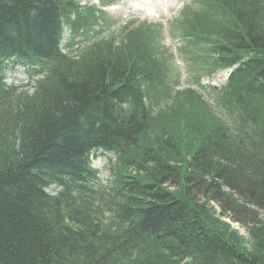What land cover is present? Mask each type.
<instances>
[{
	"label": "trees",
	"instance_id": "obj_1",
	"mask_svg": "<svg viewBox=\"0 0 264 264\" xmlns=\"http://www.w3.org/2000/svg\"><path fill=\"white\" fill-rule=\"evenodd\" d=\"M192 1L174 31L196 84L237 66L213 104L147 22L82 44L96 7L0 0V264H264V0Z\"/></svg>",
	"mask_w": 264,
	"mask_h": 264
},
{
	"label": "rangeland",
	"instance_id": "obj_2",
	"mask_svg": "<svg viewBox=\"0 0 264 264\" xmlns=\"http://www.w3.org/2000/svg\"><path fill=\"white\" fill-rule=\"evenodd\" d=\"M82 5L93 4L97 7H105L107 15H104V19H98L94 23L86 36L88 42L97 40L109 35H118L119 31L124 24L130 22L134 25L144 23L147 21L148 25L157 32L162 40V45L168 48V54L173 56L178 50V37L174 31V24L180 16L182 8L190 5L192 0H76ZM102 16V15H100ZM145 24V23H144ZM140 25V24H139ZM138 26V25H137ZM67 37V36H66ZM10 69L6 75L7 84H15L23 88L28 83V77L25 73L24 67L21 65H14L12 62L9 64ZM176 69L179 73V82L183 87H187L194 81L193 74L182 62V59L176 56ZM227 79L225 70L216 72L211 78L204 76L201 79V85L203 88V94L210 103H214L211 93L214 88H221ZM29 89V88H28ZM116 162V157L106 154L104 152H98L93 158V167L100 171L101 178L107 183L110 178V170L112 163ZM177 164V163H176ZM180 162L177 164L179 165ZM175 165V163H174ZM135 173V172H133ZM171 190H181V185H172ZM49 192L55 193L57 189L52 186L48 189ZM219 208V207H218ZM213 214L219 219L221 228L220 230L235 235L238 239H241L242 244H245L248 248L249 234L247 227L242 223L235 222L227 216H221L220 210L213 209ZM245 239H243V238Z\"/></svg>",
	"mask_w": 264,
	"mask_h": 264
},
{
	"label": "bare ground",
	"instance_id": "obj_3",
	"mask_svg": "<svg viewBox=\"0 0 264 264\" xmlns=\"http://www.w3.org/2000/svg\"><path fill=\"white\" fill-rule=\"evenodd\" d=\"M225 73L228 75V73H229V70H227V71H225ZM49 189V188H48ZM48 189H47V191H48ZM49 192V191H48ZM51 193V192H50Z\"/></svg>",
	"mask_w": 264,
	"mask_h": 264
}]
</instances>
